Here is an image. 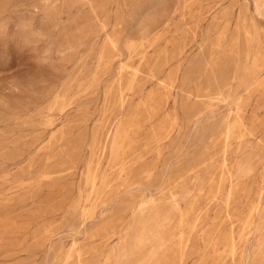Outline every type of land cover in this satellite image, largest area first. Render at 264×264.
<instances>
[{"label": "rangeland", "instance_id": "1", "mask_svg": "<svg viewBox=\"0 0 264 264\" xmlns=\"http://www.w3.org/2000/svg\"><path fill=\"white\" fill-rule=\"evenodd\" d=\"M263 78L264 0H0V264H264Z\"/></svg>", "mask_w": 264, "mask_h": 264}, {"label": "bare ground", "instance_id": "2", "mask_svg": "<svg viewBox=\"0 0 264 264\" xmlns=\"http://www.w3.org/2000/svg\"><path fill=\"white\" fill-rule=\"evenodd\" d=\"M256 15H257V14H256ZM258 55H259V54H258ZM256 58H257V57H256ZM256 58H254V59H256ZM254 59H253V60H254ZM251 61H252V60H251ZM254 61H255V60H254ZM254 61H253V63L255 64ZM261 61H262V60H261ZM251 63H252V62H251ZM251 63H250V64H251ZM254 64H252V65H254ZM262 77H263V76H262ZM263 81H264V78H263ZM263 81H262V82H263ZM260 87H261V86H260ZM255 88H256V87H255ZM239 101H240V100H239ZM237 104H238V103H237ZM60 107H61V106H60ZM234 123H236V121L232 123L233 125H231V126H229V127L227 128V131H226V134H225L224 139L226 138V140H229V138L233 136V135H232V132H233L234 126L236 127V124H234ZM118 124H119V123H118ZM230 124H231V123H230ZM240 124H241V122L239 123V121H238V122H237V126L240 125ZM239 127H241V126H239ZM241 128H242V127H241ZM237 129L240 131L239 128H237ZM115 130H116V129H115ZM169 130H170V129H169ZM127 132H128V131H127ZM113 134H115V135L113 136V137H114V138H113V145H115V144L118 143V140H119V138H120L121 135H120V132H119L118 129H117L116 132H114ZM239 134H240V133H239ZM248 134H249V133H248ZM248 134H247V135H248ZM122 138H124V137H122ZM122 138H121V139H122ZM237 138L239 139L240 136L237 137ZM122 140H123V139H122ZM119 143H120V142H119ZM117 145H118V144H117ZM122 154H123V153H122ZM114 156H115V154H114ZM88 165H89V164L87 163V168H88ZM87 168H86V169H87ZM94 172H95V171H94ZM86 173H87V172H86ZM88 173H89V172H88ZM88 173H87V174H88ZM85 177H86V174H85ZM88 177H89L88 180H89L90 183H91V188H93L94 185H95V182H96V176H95V174L92 172V174H91L90 176L88 175ZM85 179H86V178H85ZM103 179H104V178H103ZM218 181H220V180L218 179ZM84 182H86V181L84 180ZM221 182H223V181H221ZM219 183H220V182H219ZM102 184H103V183H102ZM76 188H77V187H76ZM217 188H218V187H217ZM94 189H95V188H94ZM229 190H230V189H229ZM90 191H91V190H90ZM95 192H96V191H95ZM187 192H188V191H187ZM169 193H170V192H169ZM90 194H91V193H90ZM78 199H79V198H78ZM78 201H79V200H78ZM86 211H87V210H86ZM81 213H82V212H81ZM182 216H183V215H182ZM185 216H187V214H186ZM185 216H184V217H185ZM181 218H182V217H180V220H181ZM182 219H183V218H182ZM179 223H180V222H179ZM179 223H178V224H179ZM244 226H245V225H244ZM43 228H44V227H43ZM48 229H49V228H48ZM45 232H46V234H47V231H45ZM46 234H45V235H46ZM42 235H43V234H42ZM42 235H41V236H42ZM231 246H232V245H231ZM179 248H180V247H179ZM179 250H180V249H179ZM183 250H184V249H183ZM230 251H231V250H230ZM151 257H152V256H151ZM163 261H164V260H163ZM144 262H145V261H144ZM157 263H159V262H157ZM178 264H179V263H178Z\"/></svg>", "mask_w": 264, "mask_h": 264}]
</instances>
